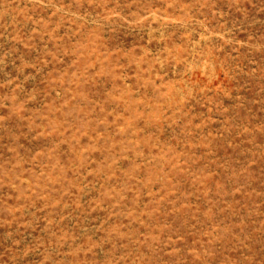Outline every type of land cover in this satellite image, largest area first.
<instances>
[{
	"label": "rangeland",
	"instance_id": "obj_1",
	"mask_svg": "<svg viewBox=\"0 0 264 264\" xmlns=\"http://www.w3.org/2000/svg\"><path fill=\"white\" fill-rule=\"evenodd\" d=\"M0 264H264V0H0Z\"/></svg>",
	"mask_w": 264,
	"mask_h": 264
}]
</instances>
